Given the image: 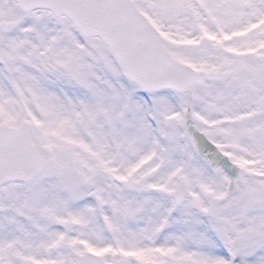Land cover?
Returning a JSON list of instances; mask_svg holds the SVG:
<instances>
[{
    "label": "snow or ice",
    "instance_id": "snow-or-ice-1",
    "mask_svg": "<svg viewBox=\"0 0 264 264\" xmlns=\"http://www.w3.org/2000/svg\"><path fill=\"white\" fill-rule=\"evenodd\" d=\"M0 264H264V0H0Z\"/></svg>",
    "mask_w": 264,
    "mask_h": 264
}]
</instances>
